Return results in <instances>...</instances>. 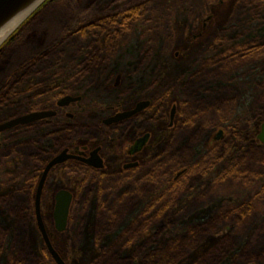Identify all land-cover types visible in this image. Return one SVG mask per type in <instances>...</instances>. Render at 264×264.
<instances>
[{"label": "rangeland", "instance_id": "1", "mask_svg": "<svg viewBox=\"0 0 264 264\" xmlns=\"http://www.w3.org/2000/svg\"><path fill=\"white\" fill-rule=\"evenodd\" d=\"M138 4L141 10L131 32L105 46L104 37L95 36V52L100 59L107 56L97 76L89 77L99 85L107 82L94 94L83 89L86 106L81 114L101 121L113 106L125 110L149 100L157 82L163 102H153L144 114L147 120L132 125L129 138L109 129L106 141L94 125H83L74 143L102 145L107 172L79 169L67 176L58 169L51 174L41 213L52 244L66 264H139L168 237L186 235L194 224L215 218L218 224L212 229L206 224L205 247L191 252L184 264H196L193 254H207L228 240L237 255L231 264H264V145L257 139L264 123V0H100L97 10L100 15ZM59 7L46 14L54 32L35 33L30 41L36 53L50 57L25 66L17 77L23 79L17 90L9 78L22 61L11 68L7 62V71L6 62L0 64V88L10 83L5 102H0V125L33 100L40 103L49 85L46 80L61 69L60 54L66 55L61 63L69 65L92 41L86 33L85 39L71 31L65 36L64 24L70 20ZM99 71L103 72L98 76ZM118 75L122 81L116 89ZM173 76L178 90L163 92L164 79ZM124 92L126 99L112 97ZM173 105L177 109L170 127ZM95 122L96 118L87 123ZM145 133L151 139L138 159L142 167L119 174L127 148ZM17 140L13 132L0 136V264H18L24 251L22 264H55L46 255L35 214L40 179L36 171L47 159L38 155L43 143L25 144L28 139L20 138L24 146L16 149ZM47 144L53 153L55 146ZM75 178L82 179V186ZM61 190L73 196L63 233L56 230L53 218L55 196ZM135 255L134 263L114 260Z\"/></svg>", "mask_w": 264, "mask_h": 264}, {"label": "flooded vegetation", "instance_id": "2", "mask_svg": "<svg viewBox=\"0 0 264 264\" xmlns=\"http://www.w3.org/2000/svg\"><path fill=\"white\" fill-rule=\"evenodd\" d=\"M52 0H50L48 3H46L36 14H34L27 23H25L20 30L1 48L0 50V64L2 65L5 63V70L7 71L9 66L14 67L21 62L20 66H17V68L12 73L11 77L9 78L12 83V88L18 89L20 84L22 83L23 79L19 81L17 77L21 72H24V67L28 66L33 63L35 60H40L43 58L50 57V53L46 55H42L39 52L36 53V49L33 46V43H30V41L35 38V33H48L51 35L54 31L49 26L48 19L46 18V14L52 13L51 10H56L57 6H49ZM59 7V6H58ZM60 8V7H59ZM43 10H50V11H43ZM45 12V16L43 18H40L42 13ZM65 12L67 14L64 15L63 18L69 20V13L68 9L65 8ZM115 12L108 11L107 17L111 18L113 17ZM106 17V16H105ZM106 17V18H107ZM40 18V19H39ZM102 18V17H101ZM39 19V20H38ZM42 19V21H40ZM44 19V20H43ZM99 17L96 18V21L89 22L86 24L85 27L82 25H76L74 28V31L72 32V35L79 34L81 37L83 33H86V35H90L92 38V41L89 43L87 48H80L79 53L74 55V58L72 60V63L69 65L62 64L61 61L66 58L65 54H60V67L61 71H54V74H52L46 81L49 83V85L46 86L45 93L40 95V103L35 102V100L32 101V103H29V106H27L24 110L19 113H17L13 119H17L20 117H24L30 114L34 113H41V112H47L52 113L51 116L46 117L42 120H38L36 122L27 124V125H19L11 130H7L8 132H13L14 136L18 138H25V144L26 142L29 144H34L35 142L43 143V148L40 151L41 153L38 155L46 156V161H42L43 166L36 171V173L40 174L39 178H41V173H43L46 166L56 157H58L60 154H62L64 151L67 152V155L76 156L80 159H70L63 164H59L51 169L50 173L48 174L47 180L50 178L51 174L55 172L56 170L64 169L67 176L75 174V172H79V169L84 171H89L93 173H97L98 175H105L108 168V159L104 155V147L102 145H88V144H81L77 145L74 143V139H80L81 132L83 125H94L99 130V137L106 139V141L109 139L110 134L109 129L112 131H115L116 129L122 131V134L120 135V138H129L131 126L135 125V123L140 121H146L144 114L152 108L153 102H163V98L161 95V87L155 83L153 87L151 88L150 92V99L148 100H141L137 103H135L133 106L129 107L128 109L122 110L120 106H113L110 108L109 114L103 118L101 121L98 117L94 116L90 117L91 114H86L82 116V110L86 106V98L83 95V89L91 92L92 94L98 92L102 87L106 85V82L102 81V83L97 84L96 82H92L91 78H94L97 76L96 69L99 67L100 63H103L105 60L104 58L107 56L104 54L102 59H100V56L95 52L98 50L96 48L95 42H98V40L95 39V36H103L102 39L104 46L105 45H112L113 40L118 39V35H123L128 32H131L133 30V23H125V22H99ZM104 19V18H102ZM47 21V22H46ZM59 23V22H57ZM73 26V22L67 21L64 24V30H71ZM85 29V31L83 30ZM90 30V31H88ZM45 34V35H46ZM69 37L67 36L66 39ZM87 37H82V39H85ZM66 39L63 40V42L67 41ZM69 40V39H68ZM81 40V38H79ZM62 42V43H63ZM60 42V44H62ZM102 43V44H103ZM46 42H43V46H45ZM59 44V45H60ZM42 46V48H43ZM107 53H110V47L107 49ZM91 51V52H89ZM7 62H9V66H7ZM0 65V66H1ZM32 66V65H30ZM27 67V68H28ZM1 68V67H0ZM107 68V66H106ZM105 68V71L107 70ZM3 71V72H4ZM1 72V71H0ZM69 74H65V73ZM103 71H99L98 76ZM27 73V72H26ZM33 74L28 73L27 77L32 78ZM90 76V77H89ZM32 80V79H30ZM119 80V81H118ZM29 81V80H28ZM122 81L121 75H118V79L114 85V87L117 89L120 87ZM33 83V81H32ZM10 83H6L0 88V94L4 91L8 90ZM14 89V90H15ZM155 91H153V90ZM105 91L111 92L108 88L103 89ZM53 94V95H52ZM52 95V96H51ZM118 96L120 98L126 99L128 98V92H124L123 95H119L118 93L116 95H112V97ZM71 97L75 99H79L75 102H71L67 105H60V102L66 98ZM111 97V98H112ZM33 98V97H32ZM92 104H95L96 107H98L97 100L93 99L91 100ZM148 102V106L138 112L137 114L124 119L122 121H119L117 123H111L106 124L105 121L109 120L110 118H113L114 116L133 111L138 104ZM42 103V104H41ZM117 105V102H116ZM177 106L173 105V109L171 111L170 116V123L169 126H173L174 120H175V114H176ZM71 110L74 112L71 113ZM173 110H175L174 117L172 119V113ZM96 118V122L94 124H88V121H93ZM9 120V121H10ZM8 122V121H7ZM124 128V129H123ZM42 129L41 132H37V130ZM123 129V130H122ZM7 131L0 133V136L2 134H5ZM108 132V133H107ZM148 135V138L146 141L142 144V139ZM151 139V134L145 133L142 136H139L135 142L127 148L126 158L127 160L119 162L121 164V168H119L118 173L119 174H125V173H131L133 171L138 170L142 167L141 162L138 160L140 155L143 153V151L146 149L147 145L149 144ZM16 141L15 148L24 146V141ZM51 142L53 146H55V151L52 153L50 152L49 145L47 144ZM73 142V143H72ZM23 149V148H22ZM98 156L103 160V168L96 169L90 165H88L86 162H83L82 159H89L91 157V154L98 150ZM3 150V145L0 144V152ZM19 151V150H17ZM125 148L123 146L122 148V154L124 153ZM124 157V155H123ZM136 164V166L129 167L130 165ZM83 171V170H82ZM182 176L186 173V171H182ZM77 179L80 186H82V179ZM40 181V179H39ZM39 184V183H38ZM56 197V196H55ZM56 201V200H55Z\"/></svg>", "mask_w": 264, "mask_h": 264}, {"label": "trees", "instance_id": "3", "mask_svg": "<svg viewBox=\"0 0 264 264\" xmlns=\"http://www.w3.org/2000/svg\"><path fill=\"white\" fill-rule=\"evenodd\" d=\"M100 0H52L51 5L62 6L68 9L69 20L73 22L71 30H67L65 36L70 31H74L76 25L86 26L87 23L95 21L96 17L99 20L105 22H125L132 23L139 18V12L141 5H130L118 11H115L114 16L111 18L107 17L108 13H101L97 10V4ZM107 18H106V17ZM104 19H102V18ZM85 31V29H83ZM85 35V33H83ZM175 68V67H174ZM173 72V71H172ZM163 92H170L171 90H178V83L175 77L164 79L163 81ZM7 91V90H6ZM4 91L0 94V102H5ZM206 224L209 229L218 224L217 219L210 218L207 222H198L191 226L186 235H180L179 233L175 237H168L160 247H157L154 251L144 257L139 264H184L188 261L187 257L193 251H197L205 247L208 241L209 234L206 230ZM165 238V237H164ZM230 238H226L228 240ZM46 255L51 258L47 249H45ZM25 251L21 252L20 256L16 259L15 263L22 264L25 262L24 257ZM199 255V256H198ZM137 255L132 257H115L116 262L121 263H134L137 261ZM193 262L196 264H206V259H210L211 264H231L236 262L237 255L234 253V248L231 241H227V244H217L214 250L206 254L199 252V254L192 255ZM228 259V260H227ZM35 260V258H34ZM227 260V261H226ZM156 261L157 263H153ZM226 261V262H225ZM37 263V259H36Z\"/></svg>", "mask_w": 264, "mask_h": 264}, {"label": "water", "instance_id": "4", "mask_svg": "<svg viewBox=\"0 0 264 264\" xmlns=\"http://www.w3.org/2000/svg\"><path fill=\"white\" fill-rule=\"evenodd\" d=\"M50 0H0V50L1 48L20 30V28L28 22V20L36 14L46 3ZM79 99L66 97L61 102L60 105H67L71 102H75ZM148 106V102L140 103L133 111L125 112L106 120V124L117 123L124 119H127L141 110L145 109ZM175 110L172 113V119L174 117ZM52 113L41 112L34 113L24 117H20L17 119L10 120L0 125V133L5 132L7 130H11L19 125H27L38 120H42L46 117L51 116ZM221 133L218 135L220 137ZM148 135H146L141 143L143 144ZM258 141L264 145V123L261 126L260 133L257 136ZM99 149L94 151L91 154V157L87 160L82 159L83 162H86L88 165L101 169L103 168V160L98 156ZM70 159H80L76 156L67 155V152L64 151L58 157L53 159L44 169L41 174V178L36 190L35 195V214L36 221L38 225V229L42 236L44 245L49 252L52 260L55 264H66V262L62 259L60 254L54 248L51 238L48 234L46 225L44 223L42 213H41V198L43 189L50 173L51 169L59 164H63L64 162ZM136 166V164L130 165L129 167ZM183 172L179 173L178 177L181 176ZM56 205L54 209V223L55 228L59 233H63L67 230L70 210L72 205L73 196L67 190H61L56 194L55 197ZM45 264V263H42Z\"/></svg>", "mask_w": 264, "mask_h": 264}]
</instances>
